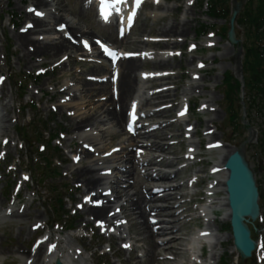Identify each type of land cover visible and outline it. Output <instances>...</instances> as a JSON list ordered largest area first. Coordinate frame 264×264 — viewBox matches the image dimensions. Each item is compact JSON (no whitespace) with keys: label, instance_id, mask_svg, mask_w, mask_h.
<instances>
[{"label":"bare ground","instance_id":"1","mask_svg":"<svg viewBox=\"0 0 264 264\" xmlns=\"http://www.w3.org/2000/svg\"><path fill=\"white\" fill-rule=\"evenodd\" d=\"M30 1L31 4L27 10H21V17L23 22L32 24V27L27 26L24 31L14 34L15 45L20 50V54L17 55L18 61L25 60L33 66L41 57L44 59L45 57L48 59L57 58L56 62L53 63V72L61 70L71 63L73 65L79 63L88 65L86 71H68L67 77L71 78L70 81H73V84L64 83L61 85V90L55 92L52 97L64 96L57 107L61 115H66L64 112L67 110L82 111L88 109L82 114H75L76 116H73L74 113L70 114L66 128L70 133H77L75 137L70 139L71 142L78 139L79 143L88 145V149L84 147L72 149L75 156L74 164H77V167L70 169L71 177L77 184L76 189L80 190L82 194L79 199L81 202L79 213L80 217L84 216L81 219L86 222L83 229L89 228L97 232L104 230L105 239L111 242V250L118 246V241L124 240L123 243H131L126 250L119 247L113 253L114 256L121 252L128 254L126 260H119L116 262L117 264L131 262V256H134V260L140 258L135 264H140L141 259L146 264H152V262L154 264L160 262H162L161 264L177 263L181 257H184V254L186 256L189 254L185 242L188 241V234L191 229L185 225L198 222L201 212L209 211L212 208L211 203L220 199L216 195L220 192L215 189L221 187L225 192L224 181L226 176L211 184L209 190H213L212 194L215 197L209 199L206 205L204 202L207 201L208 197H206L205 191L190 193L192 197L189 200L185 199L188 193L180 192L188 185L194 187L203 184L205 180L200 179L195 184V180L189 176L188 178H181V172L187 173L192 165L195 166L198 163L193 161V155L195 152H200L202 147H200V140H194V138L198 139L196 124L189 125V118L186 119L185 117L191 112L190 101H187L186 106L177 108L178 103L175 102V96L179 89V82H177L178 80L175 81L177 78L175 76L178 75L158 71L163 70L168 64L170 56L164 53L154 55L139 49L138 55L126 57L119 54L120 58L115 64L108 62L91 65L90 60L84 62V60L75 59L74 56L84 50L77 44L76 38L85 36L87 32L65 15V9L60 0ZM95 2L99 8L105 6L102 5V0H95ZM152 2L156 6L161 5L160 0H152ZM134 3L135 0H120L119 3H116V0H110V4L106 8L107 19L99 13L100 21L107 25L112 22L111 17L115 14V25L118 32L122 23L121 20L125 17V10L129 12L126 9L127 6L133 9ZM31 7L35 9L31 11ZM192 10V6L184 8L185 15L191 14ZM86 11L84 10V12ZM82 12L83 8H81ZM58 20H61V23L57 26L64 24L65 30L60 31L56 26L51 28L52 24ZM187 25L188 20H173L172 23L158 29L160 35L157 40L152 41L145 38L144 41L158 49L176 47L181 43V37L176 33L180 34L186 31L185 26ZM109 27L112 25L110 24ZM34 34L36 35L35 38L32 37ZM83 38V41H87L86 37ZM113 42L115 41L113 40ZM135 44L139 47L142 41H135ZM93 50L96 49L93 48ZM98 54L102 57L100 50L93 53L92 57L98 58ZM148 62L152 65V73L139 74L138 67L145 66L144 64ZM191 63L192 61H189V65ZM171 67L173 69V65ZM105 74H109L106 79L102 77ZM202 81L203 77L193 76L189 87L183 89L181 95L186 97L191 91L205 90L204 86L200 85ZM54 84L58 85L59 82L54 81ZM0 93H3L2 87H0ZM135 93H137L136 96H134ZM102 97L103 101L97 100V98ZM210 102L213 103V100L202 103V112L214 111L210 110L212 106ZM10 108V102L0 103V140L10 135L9 128L12 121L7 113V109ZM65 108L68 109L63 111ZM132 116H137L138 119L131 122ZM215 116H217V112L214 114ZM154 119L161 121H153ZM140 122L141 125L138 126ZM197 122L199 124V121ZM125 125L132 127V133L129 134L125 131ZM139 127L140 131H136ZM175 131L180 132V134H176ZM203 134L208 138V149L220 151L219 162L213 166V169L222 167L234 148L224 147L223 144L216 141V135L210 126H206ZM183 135H186L190 140L191 149L188 154L176 156L177 152L174 148L178 143L182 144L179 140ZM117 136L120 140L116 143L114 139ZM252 138L254 139L255 135ZM8 143L11 141L8 140ZM91 155L94 158L88 160ZM140 168H145V171L141 172V178L135 182L132 175L136 169ZM133 184L135 188H129ZM2 194L1 191L0 196ZM15 198H18L17 194ZM87 198H90L89 202ZM94 201L98 204H93ZM158 203L160 205H157ZM217 204L220 208L227 210L224 220L228 221L230 214L227 199L224 197ZM29 208L30 206L15 209L10 206L0 214V219L22 221L27 219ZM43 224L45 225V222ZM41 226L39 225L37 230H40ZM19 229L24 230L26 227L21 226ZM110 229L115 231L114 234L110 232ZM133 229L135 230V237L131 235ZM25 231L28 237L36 233V231L31 230V226ZM202 231L210 232L208 237L212 243H210L211 254L209 259L213 261L220 258L218 247L222 246V237L218 235L219 228L215 225V221L208 218L206 228ZM229 237L230 235L227 234V238ZM75 239L81 245L82 250L89 251L92 242L87 244L81 235L71 234L65 237L63 241L53 239V233L50 232L48 237L37 243L26 255L17 248L15 255L20 259L18 264H54L55 260H60L63 264H86L89 258L84 257L79 250L74 249L71 245ZM137 243L146 244L140 257L136 254L139 249V245H135ZM89 257L91 263L96 264V253H91ZM202 258H204L203 253L196 256L199 264H204ZM0 264H2L1 261ZM192 264L196 263L193 262Z\"/></svg>","mask_w":264,"mask_h":264},{"label":"rangeland","instance_id":"2","mask_svg":"<svg viewBox=\"0 0 264 264\" xmlns=\"http://www.w3.org/2000/svg\"><path fill=\"white\" fill-rule=\"evenodd\" d=\"M7 2L6 0H0V87L3 89V93H0V103H11V108L9 110L7 109V113L11 117L12 122H10L9 137L6 136L4 139L0 140V192L2 191L3 193L0 196V214L10 206H13L15 209H22L27 206H30V208L27 219L25 218L22 221H17V219L13 221L0 219V261L2 264L20 263L19 257L15 255L17 248L21 249L26 255L28 251L34 248L39 240L48 237L50 232L53 233V239L55 240L60 239L64 241L65 237L74 234L76 236L84 235L87 244L91 241V247L87 252L81 249V245L77 239L73 240L71 243L74 249L79 250L84 257L89 258L86 264H93L89 257L91 253H96L97 255L96 264H113L119 260L124 261L128 258L126 252H121L117 256L113 255L123 242L118 241V246L108 251L109 244L105 236H102L101 232L99 233L89 228L83 229L86 222L81 219L84 216L80 217L79 213L81 203L79 199L82 197V194L80 190L76 189L77 184L75 180H73L74 178L71 177L70 169L77 167V164H74L75 156L73 155L72 149L81 148L83 144H81V142L79 143L78 139L71 142L70 139L75 137L77 133H70L66 128L68 127V116H70V114L74 113L73 116H76L82 114L84 111L86 112L88 109L82 111H77V109L66 111L68 108H65L63 111H66L64 112L66 115H61L57 107L59 103L62 102L64 96L52 98L55 92L61 90V85L64 83L73 84V81H70L71 78L67 77L69 74L68 71H86L88 65L79 63L78 65L75 64V66L71 63L70 65H66L63 69L53 72V63L56 62L57 58L48 59L45 57L44 59L41 57L33 66L30 65L28 61H18L17 55L20 54V50H18L17 45H15L14 34L24 31L27 25L32 26V24L23 22L21 17V10H27L31 1L7 0ZM60 2L65 9V15L69 19L75 21L79 27L87 32L85 36L75 37L80 48L82 47L81 41L84 39L83 37H86L92 48H96V51L98 47L95 45V41L100 40L113 44L119 53L126 57L138 55L139 49L146 50L154 55H162V53H164L170 56L168 64L163 70L158 71L170 72L174 75H178L175 76L177 77L175 81L178 80L177 82H179V89L176 92L175 102L178 103L177 108H180L182 105H186L187 101H190L192 108L189 117L186 119L189 118V125L193 126L196 124L198 139L194 138V140H200V147H202L199 152L201 155L199 158L196 157L195 159L198 163L195 164V166L192 165L187 170V173L181 172V178H188L189 176L194 179L197 177L199 181L203 179L205 182L194 187L188 185L181 189L180 192L188 193V196L185 197L186 200L192 197L190 195L192 192L200 190L206 193L213 192V190L209 191L208 187L215 181L224 178L223 172H219L213 174L210 180L207 179V177L210 176L209 173L213 170V166L219 162L220 151H209L207 149L208 138L203 134L206 126L211 127V130L216 135V141L223 144L224 147L230 146L237 149L243 146L245 148L246 160L249 162L251 170L254 173L259 191L263 193L264 197V153L260 146L261 133L264 131V112H257V110L254 109L251 111V114L247 113V106L244 103L247 99L245 91L242 90L240 97L244 105L241 111L243 120L240 126L233 129L227 119L225 113L227 105L222 96V77L227 72L232 73L235 78L244 85L246 74L242 70V49L239 57L240 63L238 64L234 59L237 52L236 46L231 47L228 43L224 42V40L220 39L218 35L213 36L209 34L199 37L196 34L201 27L211 30L210 27L214 26L213 31L217 29L220 31V28L224 26L223 21H216L209 18L206 14V7H201L199 0H173L171 3L160 0V6H156L152 0H144L143 6L130 34H128L126 38L120 39L119 37L117 38L114 21H112V27L98 22V9L95 0H84L83 2L82 0H60ZM229 5L232 7L231 2H229ZM244 5L245 0L243 1L239 14L243 11ZM190 6L193 7L191 14L188 13L185 15L184 8ZM81 8H83L82 13ZM34 9V7L30 8L31 11ZM84 10L87 11L84 12ZM237 19L238 16L236 17V20ZM173 20H188V25L185 26L187 28L186 31L180 34L176 33L181 37V43L179 45L173 48L167 47L158 49L147 41H144L145 38L152 41L157 40L160 35L158 29L168 23H172ZM59 23H61V20L55 21L51 28L56 26L60 29L61 26H57ZM234 28L237 32L239 44L246 45L245 29L238 26V24H235ZM109 35L110 38H108ZM32 37L35 38L36 35L34 34ZM113 40L115 42H113ZM121 40L122 42H120ZM135 41H142V44L137 47ZM29 48L31 49L30 46ZM88 53L93 54L94 51H80L74 58L94 60V62H91V65L100 64L98 61L104 64L107 63V61H103L101 57L92 59L90 56H85ZM42 60L44 62H41ZM189 61H192L191 65H189ZM144 65L145 66L138 67V73H152L151 63L148 62ZM171 65H173V69ZM108 76L109 74H105L102 77L106 79ZM193 76L203 77V81L200 85H203L205 90L197 89L195 92L191 91L189 95L183 97L181 95L182 90L189 87ZM36 77L38 79L35 80ZM180 77L182 78L180 79ZM19 80L23 81L24 84H28V87L24 91V97L19 95ZM54 81H58L59 84L55 85ZM136 95L137 93L134 94V96ZM102 99L103 97L97 98L98 101H103ZM211 99L213 103L210 102L212 105L210 110L214 111L202 112V103ZM210 103L207 104L210 105ZM31 104H33V107H31ZM207 104L204 105L207 106ZM216 112L217 116L214 117ZM153 121L161 120L154 119ZM197 121H199V124H197ZM182 126L184 127V125ZM182 126L180 127L182 128ZM38 133L42 134L41 137L38 136ZM175 133L180 134L178 131H175ZM53 134H57L55 141L52 142L53 145H57V149H53L51 147L52 145L47 142L48 137ZM251 135H255V138L253 139ZM180 138V140H178L182 142V144L178 143L174 148L177 152L176 156H182L187 153L185 135ZM8 140H10L11 143H8ZM119 140V136H117L114 142L117 143ZM28 142H31V144H28ZM41 144L46 146L42 154L49 152L46 157L49 161L53 162L51 166L54 169L53 173L54 171L57 173L54 177H47L42 173L40 165L43 156L36 151ZM84 147L87 149L88 145L85 144ZM147 153L149 154L150 152ZM169 157L171 158L172 156ZM93 158V155H91L88 160ZM206 163H208L207 165L209 166H207ZM260 166H262V170ZM144 171L145 168L136 169L134 175H132L135 182L137 179L141 178V172ZM131 186L132 185H130L129 188H135L134 184L132 187ZM221 189V187L215 189L219 190L220 193L216 195L220 199L214 201L215 205H211L212 208H220L217 203L225 197L223 189ZM16 193H18V198H15ZM214 197L215 196L212 198ZM57 200H61V203H58ZM204 203H208V200ZM59 204H61L60 210L58 209ZM157 205H160V203ZM259 205L261 214H264V199L259 200ZM192 206L195 205L192 204ZM73 214L75 217L72 216ZM208 218L215 221V225L219 228L218 235L222 237V246L218 247L220 258L229 259L231 260V264H237L238 255L232 244L231 231L227 226L228 221L224 220L225 215H220L218 218L208 215L206 219ZM44 222L45 225L43 224ZM202 222L201 220L199 223L194 222V224L191 222L189 225H185L191 229L188 234V241L191 235L197 233V228L201 229ZM34 224H41V229L36 231L31 237H28L25 230L31 226V230L35 232L36 226ZM69 225H72V228L75 230L67 231V226ZM257 225H259V228L257 227V232L262 236L261 238L264 239V221H259ZM21 226L26 227V229L20 230L19 228ZM133 230H131V235L135 237V230ZM93 234L94 236L92 237ZM227 234L230 235L229 238H227ZM160 238L159 240H161ZM188 241L185 242L186 247H188L190 243ZM135 245H139L136 254L140 257L141 251L146 247V244L137 243ZM121 246L125 247L126 245L122 244ZM208 250L210 251L209 246ZM161 253H164V251H161ZM194 253L195 257L193 258L199 264V260L196 259V256L200 253L199 249L194 248ZM101 254L104 255L101 257ZM209 254H211V252ZM165 255L170 257L167 254ZM183 256L184 257H181L178 262L174 264L192 263V258L189 254L188 256L185 254ZM209 257L210 255L202 259L204 264H220L219 258L211 261ZM139 259L134 260V256H131V262L125 264H135ZM255 260L258 264H264V253L262 250L257 252ZM161 263L162 262L158 264ZM140 264H146V262L141 259ZM152 264L154 263L152 262Z\"/></svg>","mask_w":264,"mask_h":264},{"label":"trees","instance_id":"3","mask_svg":"<svg viewBox=\"0 0 264 264\" xmlns=\"http://www.w3.org/2000/svg\"><path fill=\"white\" fill-rule=\"evenodd\" d=\"M173 0H168L172 2ZM230 0H200L201 7L206 5L207 15L213 20H222L224 26L218 31V35L222 40L227 41L228 22L230 17ZM236 24L245 29L246 45H241L243 58L242 70L246 74L244 78V85L235 78V76L227 72L222 79V95L226 102V115L230 126L234 129L242 123L241 111L244 107L243 100H241L242 89L245 91L247 101H244L247 106L246 112L251 114V111L256 109L257 112H264V0H246L243 11L239 14ZM208 29L198 30L197 35L202 37ZM238 38V37H237ZM19 91L21 97L25 95L24 91L28 84L23 81H18ZM37 135V134H36ZM41 133L38 136L41 137ZM57 134L49 136L48 143L52 142ZM31 144V142H28ZM260 146L264 153V131L261 133ZM53 149L56 147L51 146ZM57 149V148H56ZM43 157L41 161L42 173L47 177H54L57 173L51 167L53 162L47 159V154H42L39 149H36ZM264 155V154H263ZM260 199H264L263 193L260 192ZM61 203V200H58ZM61 209V204H59ZM229 226V225H227ZM252 237L257 238L256 231L252 230ZM229 260L222 259V264H229ZM238 264H255V260L251 259L241 262L238 259Z\"/></svg>","mask_w":264,"mask_h":264},{"label":"water","instance_id":"4","mask_svg":"<svg viewBox=\"0 0 264 264\" xmlns=\"http://www.w3.org/2000/svg\"><path fill=\"white\" fill-rule=\"evenodd\" d=\"M244 0H232L231 16L229 19V31L227 35L230 46L238 44L235 37L234 21L239 14ZM241 47L237 48L234 59L239 64ZM223 169L227 173L225 180V191L227 195L228 208L230 212V229L233 246L237 251L241 261L252 257L257 250V243L251 238V231L248 225L253 223L260 215L258 204L259 191L255 176L245 157L243 146L234 149L226 159ZM262 170V166H260ZM55 264H63L56 260Z\"/></svg>","mask_w":264,"mask_h":264},{"label":"snow or ice","instance_id":"5","mask_svg":"<svg viewBox=\"0 0 264 264\" xmlns=\"http://www.w3.org/2000/svg\"><path fill=\"white\" fill-rule=\"evenodd\" d=\"M120 0H116V3H119ZM141 0H135L136 6H139ZM110 0H102V5H109ZM102 14L104 15L105 19H107V12L105 11V8L102 7L101 9ZM37 15H40V13H37ZM135 12H133L131 15L128 17V22L131 23L132 18L134 17ZM104 51L113 59V61L117 60L119 58L118 53L115 51H110L109 49L105 48ZM183 114V113H181Z\"/></svg>","mask_w":264,"mask_h":264}]
</instances>
